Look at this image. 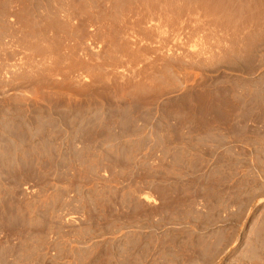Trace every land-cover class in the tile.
I'll return each mask as SVG.
<instances>
[{"label": "rangeland", "instance_id": "374dc122", "mask_svg": "<svg viewBox=\"0 0 264 264\" xmlns=\"http://www.w3.org/2000/svg\"><path fill=\"white\" fill-rule=\"evenodd\" d=\"M0 264H264V0H0Z\"/></svg>", "mask_w": 264, "mask_h": 264}]
</instances>
